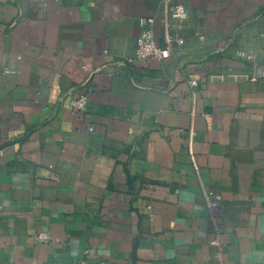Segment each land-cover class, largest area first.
Segmentation results:
<instances>
[{
    "label": "crops",
    "instance_id": "crops-1",
    "mask_svg": "<svg viewBox=\"0 0 264 264\" xmlns=\"http://www.w3.org/2000/svg\"><path fill=\"white\" fill-rule=\"evenodd\" d=\"M174 2L0 0V264H264V0Z\"/></svg>",
    "mask_w": 264,
    "mask_h": 264
},
{
    "label": "built area",
    "instance_id": "built-area-1",
    "mask_svg": "<svg viewBox=\"0 0 264 264\" xmlns=\"http://www.w3.org/2000/svg\"><path fill=\"white\" fill-rule=\"evenodd\" d=\"M165 11L162 19L164 44L160 45L155 39V20L152 16L139 18L140 32L136 39L134 56L137 59H155L163 61L168 57L178 58L180 47L184 44V37L180 34L183 22L188 17L187 9L174 0H163ZM236 55L250 63L249 71L244 74L245 78L251 81L264 78V62L255 61L253 54L249 51L237 50ZM6 69L5 72H13ZM191 87L197 85L195 79L189 80ZM88 95L85 89H77L71 92L68 97V106L75 112L83 114L87 110ZM92 130V128H90ZM209 207L212 211L220 210L222 197L219 194H212ZM149 209L150 206H147ZM35 238L41 243H50L51 235L46 231H39Z\"/></svg>",
    "mask_w": 264,
    "mask_h": 264
}]
</instances>
